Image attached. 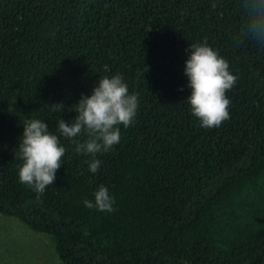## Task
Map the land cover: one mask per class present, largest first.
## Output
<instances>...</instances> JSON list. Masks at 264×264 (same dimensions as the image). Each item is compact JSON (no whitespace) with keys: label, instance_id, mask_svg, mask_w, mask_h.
I'll use <instances>...</instances> for the list:
<instances>
[{"label":"trees","instance_id":"1","mask_svg":"<svg viewBox=\"0 0 264 264\" xmlns=\"http://www.w3.org/2000/svg\"><path fill=\"white\" fill-rule=\"evenodd\" d=\"M245 22L241 0H0V213L49 234L62 264H264V46ZM205 40L237 77L212 128L184 72ZM115 74L138 107L93 174L58 121ZM29 119L66 149L39 199L17 174ZM100 185L115 211L85 207Z\"/></svg>","mask_w":264,"mask_h":264},{"label":"clouds","instance_id":"2","mask_svg":"<svg viewBox=\"0 0 264 264\" xmlns=\"http://www.w3.org/2000/svg\"><path fill=\"white\" fill-rule=\"evenodd\" d=\"M246 22L240 29L244 38L264 46V0H241ZM213 8L216 4L213 3ZM185 75L188 77L190 95L187 100L192 114L199 119L200 126L218 127L229 119L230 100L226 92L236 84L237 77L229 71L228 61L218 50L205 40L190 45V55L185 61ZM53 112H61L63 103L49 105ZM138 107V97L130 94L128 84L122 75L100 78L88 96H82L75 104L78 115L74 121H58L60 136L75 145L77 153L89 154L88 163L93 174L100 168L97 153L109 151L121 139L120 125L127 128L133 121ZM78 137H84L78 139ZM19 181L37 194L43 195L56 180L65 147L60 138L49 130L48 124L40 119H29L23 124V133L18 143ZM114 197L104 185L94 192V202L84 200L85 207L102 212H113Z\"/></svg>","mask_w":264,"mask_h":264},{"label":"rangeland","instance_id":"3","mask_svg":"<svg viewBox=\"0 0 264 264\" xmlns=\"http://www.w3.org/2000/svg\"><path fill=\"white\" fill-rule=\"evenodd\" d=\"M0 264H62L49 234L0 213Z\"/></svg>","mask_w":264,"mask_h":264}]
</instances>
